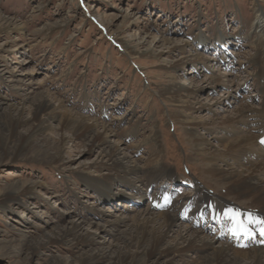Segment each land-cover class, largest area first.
I'll use <instances>...</instances> for the list:
<instances>
[{"label":"rangeland","instance_id":"obj_1","mask_svg":"<svg viewBox=\"0 0 264 264\" xmlns=\"http://www.w3.org/2000/svg\"><path fill=\"white\" fill-rule=\"evenodd\" d=\"M257 12L264 16V0H0V264H76L87 254V245L47 243V236L70 220L82 222L85 231L95 227L91 223L125 217L100 234L109 243L142 209L171 212L182 226L199 229L241 255L248 246L232 239L226 227L230 219L211 212L214 203L215 208L224 204L223 188L215 172L203 171L201 152L181 115L215 118L210 109L198 106L222 98L225 91L231 94L220 105L228 111H220L218 121L236 105L264 111ZM156 38L183 47L167 52ZM191 53L204 61L179 66L180 58ZM223 72L229 79L213 85L211 79ZM183 81L200 88L196 98H189L190 106L184 102L188 97L179 100L165 89ZM40 95L58 105L57 119L48 121L24 151L15 152L33 131V104ZM6 106L13 107V118L16 108L22 113L4 148L10 115ZM65 110L108 126L126 159L139 167L132 182L116 181L111 200L92 181L100 182L107 172L100 167L106 156L89 137L60 140L73 135L70 127H60ZM250 112L246 118L255 128L258 118ZM200 124L195 132L207 139L209 151L243 134L241 129L226 134ZM159 163L170 172L150 178ZM157 194H166L169 203L156 206ZM200 254H183L175 264L197 263ZM108 263L100 259L88 264Z\"/></svg>","mask_w":264,"mask_h":264},{"label":"bare ground","instance_id":"obj_2","mask_svg":"<svg viewBox=\"0 0 264 264\" xmlns=\"http://www.w3.org/2000/svg\"><path fill=\"white\" fill-rule=\"evenodd\" d=\"M254 24L259 28L260 32L259 36H257V39L260 40L258 57L264 58V43H262L264 42V16L261 13H256ZM156 41H160L161 46L167 52H172L176 49L177 45H179L178 48L183 47V43L173 42L169 38H156ZM148 50L150 51V49ZM151 51L153 50L151 49ZM163 51L160 49L157 52L160 53L159 55H162ZM142 56L145 55H138L137 58L141 59ZM189 56L190 58L188 56L180 58L178 62L179 66L188 62H196L198 59H202V62L204 61L198 53H191ZM174 64L171 63L169 65L175 67L176 65ZM227 74L223 72L219 76L213 77L211 82L217 87L224 85L228 78ZM186 83L187 81H183L180 83V86L170 84L165 89L171 95L178 97L179 100L180 98L188 97L184 102L185 106H190L189 98H196L200 88H197L194 84ZM181 91H185V94H181ZM230 94L229 91H225L222 98L219 97L214 101L211 100L213 102L208 101L198 106L201 109H210L213 115H216L215 118L210 116L194 119L195 117L190 116V114H183L181 118L184 123L190 126L188 128L192 136V143L201 152L200 156L203 159L200 161V164L203 163V171L205 173L215 172L216 181L223 188L222 194L224 197L221 200L224 204H220V200L218 203L221 208H215V203L211 204V212L220 218L222 216L226 217L225 213L231 209L233 212L239 213L240 220L247 226L249 234H232L234 238L238 236V239L241 240L239 243L248 246L241 255L239 252L231 251L222 242L215 244L211 238H208L199 229L191 230L188 227L182 226L171 212H151L147 209L138 210L131 215L132 222L127 225L128 228L120 232L115 241L109 243H106V240L100 234L105 227L115 229L119 222L124 221L125 217L117 216L113 220L107 219L105 224L91 223L90 225L94 226L95 224V227L89 226V229L85 231L82 230V222L70 220L59 228L57 232H53L47 236L46 242L58 240L59 242L69 241L70 245H87V254L83 258L79 257L76 264H88L100 259H109L108 264H175L181 255L195 253L196 251H201L203 254L199 256L201 260L194 264H264V235L260 231L264 227V143L261 142L264 140V111L247 110L251 111V117L258 118L256 123L258 125L255 128H251L249 125L246 118L247 111H245L242 105L234 106L232 110H229V114L224 116L222 114L221 121H218L220 111H228L226 110L227 106L221 107V105L226 100V95L229 96ZM57 106L53 105L44 95H40L38 101L33 104L32 114L35 120L34 127L32 128L33 131L25 137L21 145L15 147V152L21 153L24 151L26 146L31 144L35 134H41L47 129L49 126L48 121L57 119V113L60 110ZM6 107V112L10 115L5 121L4 126L7 130L6 140L2 142L4 148H7L8 138L16 133L22 113L19 107H15L17 117L13 118L11 114L14 111L13 107ZM63 114L61 116L62 123L60 127L63 129L70 127L71 134H73L70 137H68L69 135H61L60 140L63 143L70 141V139L72 140V138L76 140L82 137H89L91 144L98 147L99 154L106 156L105 161L102 163L103 165H100V167L107 170V172L100 175V182H97V179H93L92 181L96 184L94 186L95 189L97 191L100 190L106 200H111L113 195H116L113 192V185L116 181H123L124 184L132 182L130 179L137 173L139 167L126 159V155L122 152L119 143L112 140L108 126L101 123L100 125L96 120L88 119L70 110H65ZM199 123H201L200 126L207 130L219 128L227 134L238 133V130L241 129L243 134L235 138H226L227 140L221 149L215 148V150L209 151L205 147L207 139L195 132V126ZM258 144L261 145V148L257 147ZM27 149L33 151L31 146ZM33 152L39 153L40 151L36 150ZM217 162L224 163L225 167L222 168L217 165ZM235 164H238L241 168L236 169ZM169 172L170 169L166 165L159 163L151 171L150 178H156L161 174ZM118 194L119 196L123 195L122 193ZM159 196L160 194H157V199L159 198L157 200L158 203L155 202L154 204L159 207L161 206L160 204L166 206L169 200L165 195ZM230 199L238 203L234 204ZM226 227L228 229L232 227L231 219L229 225ZM254 236L260 238H255ZM91 245L96 246L90 247Z\"/></svg>","mask_w":264,"mask_h":264},{"label":"snow or ice","instance_id":"obj_3","mask_svg":"<svg viewBox=\"0 0 264 264\" xmlns=\"http://www.w3.org/2000/svg\"><path fill=\"white\" fill-rule=\"evenodd\" d=\"M261 142L264 143V140H262ZM225 215L232 221V227L229 229V231L232 232L233 235L249 234L247 226L244 222L240 220L238 212H233L231 209H229L227 210ZM249 223H251V221H249ZM260 231H261V234L264 235V227H262Z\"/></svg>","mask_w":264,"mask_h":264}]
</instances>
